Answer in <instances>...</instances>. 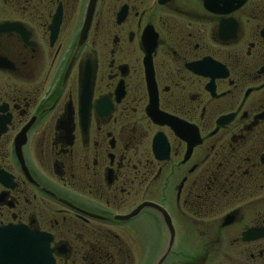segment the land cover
Returning a JSON list of instances; mask_svg holds the SVG:
<instances>
[{"label":"flooded vegetation","instance_id":"obj_1","mask_svg":"<svg viewBox=\"0 0 264 264\" xmlns=\"http://www.w3.org/2000/svg\"><path fill=\"white\" fill-rule=\"evenodd\" d=\"M54 264H264V0H0V228Z\"/></svg>","mask_w":264,"mask_h":264},{"label":"water","instance_id":"obj_2","mask_svg":"<svg viewBox=\"0 0 264 264\" xmlns=\"http://www.w3.org/2000/svg\"><path fill=\"white\" fill-rule=\"evenodd\" d=\"M0 264H54L49 237L22 226L0 228Z\"/></svg>","mask_w":264,"mask_h":264}]
</instances>
